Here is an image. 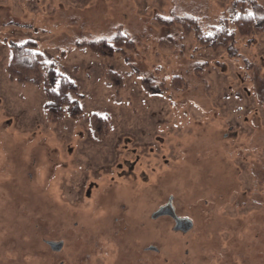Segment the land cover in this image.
Masks as SVG:
<instances>
[{
  "label": "rangeland",
  "instance_id": "obj_1",
  "mask_svg": "<svg viewBox=\"0 0 264 264\" xmlns=\"http://www.w3.org/2000/svg\"><path fill=\"white\" fill-rule=\"evenodd\" d=\"M237 1L0 0V264H264V30L220 50L197 38ZM245 1L264 16V0ZM186 17L189 33L168 26ZM117 26L135 43L127 58L79 49ZM23 44L76 82L85 114L109 117L104 139L86 119L48 122L43 89L10 78ZM170 198L190 231L152 218Z\"/></svg>",
  "mask_w": 264,
  "mask_h": 264
},
{
  "label": "trees",
  "instance_id": "obj_2",
  "mask_svg": "<svg viewBox=\"0 0 264 264\" xmlns=\"http://www.w3.org/2000/svg\"><path fill=\"white\" fill-rule=\"evenodd\" d=\"M189 18H175L169 24H184L185 33H189L192 28L188 23ZM117 35L113 39H100L81 44L79 49L90 50L91 52L107 57L115 58L116 55L127 58L128 51L134 49L135 43L130 35L117 26ZM264 30V16H259L256 11L247 7L245 0H238L231 18L224 16L222 26L212 33H202L198 30V44L201 48L220 50L227 49L236 41V36L250 37ZM36 45V44H35ZM34 44H23L21 46H11L9 48V61L7 63V74L12 80L21 84L33 83L41 87L45 93L46 102L44 104L45 118L52 124H61L65 119L77 120L86 119L87 129L95 140H102L109 131L108 116L98 113L85 114L80 107L77 98L80 96L79 87L66 74L58 69L54 61L47 60V57ZM105 69V68H104ZM105 81L109 88L125 87V78L117 71L105 69ZM173 85L176 90L185 92L187 85L181 76L173 77ZM176 86H179L176 87ZM149 85H146V88ZM143 88V87H142ZM145 90V89H144ZM161 92V91H160ZM264 194V181H257V192ZM239 191L230 194V202L240 206L247 200ZM225 195V194H224ZM233 197V198H231ZM245 208V207H244Z\"/></svg>",
  "mask_w": 264,
  "mask_h": 264
},
{
  "label": "water",
  "instance_id": "obj_3",
  "mask_svg": "<svg viewBox=\"0 0 264 264\" xmlns=\"http://www.w3.org/2000/svg\"><path fill=\"white\" fill-rule=\"evenodd\" d=\"M168 215L171 216L175 220V227L174 229L176 231H182V232H188L193 228V221L189 218L179 217L176 214V211L174 209V206L172 204V199L170 202L162 207L158 212L153 214V218H158L159 216ZM49 245L51 248L55 251H60L63 248L62 242H49ZM151 250H156L155 247H150Z\"/></svg>",
  "mask_w": 264,
  "mask_h": 264
},
{
  "label": "flooded vegetation",
  "instance_id": "obj_4",
  "mask_svg": "<svg viewBox=\"0 0 264 264\" xmlns=\"http://www.w3.org/2000/svg\"><path fill=\"white\" fill-rule=\"evenodd\" d=\"M172 198H170L169 200H168V202H166V203H163V204H161L156 210H155V212H153L152 213V218H153V214L154 213H156V212H158L162 207H164L165 205H167L169 202H170V200H171ZM172 204H173V199H172ZM174 206V205H173ZM174 209H175V207H174ZM175 211H176V209H175ZM176 214H177V211H176ZM178 215V214H177ZM162 218H170L172 221H173V223H174V225L176 224L175 223V220L171 217V216H168V215H164V216H159L158 218H153L154 220H159V219H162ZM115 220H116V224H118V222H119V218L117 217V218H115ZM141 224H140V226L141 227H144V222L143 221H141L140 222ZM124 229H127V226H124ZM49 242H52V241H49V240H46L45 241V244L52 250V251H55V250H53L52 248H51V246L49 245ZM57 243V242H56ZM114 247H116V249L118 250V247H117V245H115ZM63 250V248L60 250V252Z\"/></svg>",
  "mask_w": 264,
  "mask_h": 264
},
{
  "label": "crops",
  "instance_id": "obj_5",
  "mask_svg": "<svg viewBox=\"0 0 264 264\" xmlns=\"http://www.w3.org/2000/svg\"><path fill=\"white\" fill-rule=\"evenodd\" d=\"M99 40V39H98ZM88 42V41H87ZM86 43V42H85ZM37 46V45H36ZM81 51H84V50H82V49H80ZM92 54H94V55H97V54H95V53H92Z\"/></svg>",
  "mask_w": 264,
  "mask_h": 264
}]
</instances>
